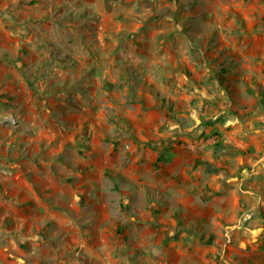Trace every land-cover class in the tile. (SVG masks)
<instances>
[{
    "label": "rangeland",
    "instance_id": "obj_1",
    "mask_svg": "<svg viewBox=\"0 0 264 264\" xmlns=\"http://www.w3.org/2000/svg\"><path fill=\"white\" fill-rule=\"evenodd\" d=\"M263 90L264 0H0V264H264Z\"/></svg>",
    "mask_w": 264,
    "mask_h": 264
},
{
    "label": "trees",
    "instance_id": "obj_2",
    "mask_svg": "<svg viewBox=\"0 0 264 264\" xmlns=\"http://www.w3.org/2000/svg\"><path fill=\"white\" fill-rule=\"evenodd\" d=\"M263 93H264V90H263ZM174 155L175 154L169 150L159 152L155 159V162L156 163H168L172 161V159L174 158Z\"/></svg>",
    "mask_w": 264,
    "mask_h": 264
},
{
    "label": "crops",
    "instance_id": "obj_3",
    "mask_svg": "<svg viewBox=\"0 0 264 264\" xmlns=\"http://www.w3.org/2000/svg\"><path fill=\"white\" fill-rule=\"evenodd\" d=\"M257 117H258V116H257ZM259 133L261 134V131H259ZM262 145L264 146V142L262 143ZM239 148H242V149L245 148V149L248 150L247 153H252V151H254V148H256V147H255V144L252 143V144L247 145L246 147H239Z\"/></svg>",
    "mask_w": 264,
    "mask_h": 264
},
{
    "label": "built area",
    "instance_id": "obj_4",
    "mask_svg": "<svg viewBox=\"0 0 264 264\" xmlns=\"http://www.w3.org/2000/svg\"><path fill=\"white\" fill-rule=\"evenodd\" d=\"M10 121L13 123V120L12 119H10Z\"/></svg>",
    "mask_w": 264,
    "mask_h": 264
}]
</instances>
